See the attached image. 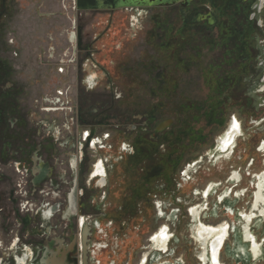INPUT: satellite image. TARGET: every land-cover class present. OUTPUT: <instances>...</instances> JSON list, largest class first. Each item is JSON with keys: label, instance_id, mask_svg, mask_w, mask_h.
<instances>
[{"label": "flooded vegetation", "instance_id": "af4514ba", "mask_svg": "<svg viewBox=\"0 0 264 264\" xmlns=\"http://www.w3.org/2000/svg\"><path fill=\"white\" fill-rule=\"evenodd\" d=\"M40 3L0 0V264H264V0H69L47 52Z\"/></svg>", "mask_w": 264, "mask_h": 264}, {"label": "rangeland", "instance_id": "374dc122", "mask_svg": "<svg viewBox=\"0 0 264 264\" xmlns=\"http://www.w3.org/2000/svg\"><path fill=\"white\" fill-rule=\"evenodd\" d=\"M17 1L20 6L24 4L26 5L28 3L29 16L30 15L35 16L36 13L34 11L35 8L34 5L39 0H30V2H28L27 0H17ZM40 1L43 6L39 14L45 16V18L41 19L40 25H42L43 21L45 22L46 37L45 38L42 37L38 41L40 42L41 47L43 46L46 47V52H47L49 47L59 46V42H61L59 35L63 33V31L65 32V30L67 29L68 22L66 21L65 17L67 15H70L71 9L68 3L69 0H40ZM64 5H66V8H64ZM35 6L38 7L37 4ZM18 16H20V14ZM38 45H34V47L37 48ZM46 52H44L43 54L44 56ZM31 54L34 57V59L40 56L38 51H34V53ZM35 62H38V60H35ZM179 232L180 235L183 238H185L186 233L182 229H180Z\"/></svg>", "mask_w": 264, "mask_h": 264}, {"label": "bare ground", "instance_id": "6f19581e", "mask_svg": "<svg viewBox=\"0 0 264 264\" xmlns=\"http://www.w3.org/2000/svg\"><path fill=\"white\" fill-rule=\"evenodd\" d=\"M227 138V137H226ZM226 138H225V141H226ZM221 139V138H220ZM230 141V140H229ZM228 142V141H227ZM225 142V143H227ZM223 146V145H222ZM221 147V146H220ZM222 148V147H221ZM223 150V149H221ZM225 150V149H224ZM207 193V192H206ZM256 203V202H255ZM250 215V214H249ZM247 216V215H246ZM245 217V216H244ZM207 226V225H205ZM161 231V229H160ZM195 232H197L198 236L202 235L203 237H206V236H213L214 235V239H212L211 243H210V250H211V254L213 256V260L216 261V257H217V251L219 249V247L221 246V243H222V240H223V235H224V229H220L219 227L218 228H206V227H203L202 224H200ZM226 235V234H225ZM167 236V235H166ZM165 236V237H166ZM159 237V236H157ZM156 237V238H157ZM248 238V237H247ZM250 238V237H249ZM159 239V238H158ZM166 239V238H165ZM198 240V238H197ZM201 240V239H200ZM210 240V239H209ZM162 243H163V240H161ZM165 241V240H164ZM249 241V240H248ZM210 242V241H209ZM201 244V242H200ZM203 246V245H201ZM255 248V246H254ZM205 250V249H204ZM205 251H203L204 253ZM211 259V258H210ZM211 263V262H210ZM221 264V263H220Z\"/></svg>", "mask_w": 264, "mask_h": 264}, {"label": "crops", "instance_id": "0c3cea01", "mask_svg": "<svg viewBox=\"0 0 264 264\" xmlns=\"http://www.w3.org/2000/svg\"><path fill=\"white\" fill-rule=\"evenodd\" d=\"M213 226H215V227H213ZM218 226H220V225H214V224H212V225H208L207 227L208 228H218ZM193 235V234H192ZM214 236V235H213ZM212 235L211 236H206V237H203L202 235H200V241L204 244V247H206L205 248V251H206V254L207 253H209L208 252V245L210 244V242H211V240H212V237H213ZM193 239L195 240V243L196 242H198V243H200L198 240H197V237L196 236H194L193 235ZM210 239V240H209ZM210 241V242H209ZM210 251V250H209ZM222 264H224V261L223 262H221Z\"/></svg>", "mask_w": 264, "mask_h": 264}, {"label": "water", "instance_id": "95a60500", "mask_svg": "<svg viewBox=\"0 0 264 264\" xmlns=\"http://www.w3.org/2000/svg\"><path fill=\"white\" fill-rule=\"evenodd\" d=\"M81 1H84L85 2V1H88V0H81ZM95 1H96V3L98 5L95 4L94 7H110V6L114 7V5H117L120 2V0H95ZM100 3L102 5H100ZM123 3H125V2H123ZM126 3H128V2H126ZM120 4H122V3H120Z\"/></svg>", "mask_w": 264, "mask_h": 264}]
</instances>
